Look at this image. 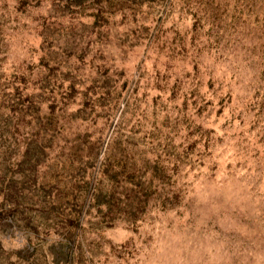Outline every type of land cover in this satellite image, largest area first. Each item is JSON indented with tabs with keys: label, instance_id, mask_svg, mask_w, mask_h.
<instances>
[{
	"label": "rangeland",
	"instance_id": "374dc122",
	"mask_svg": "<svg viewBox=\"0 0 264 264\" xmlns=\"http://www.w3.org/2000/svg\"><path fill=\"white\" fill-rule=\"evenodd\" d=\"M0 264H264V0H0Z\"/></svg>",
	"mask_w": 264,
	"mask_h": 264
}]
</instances>
